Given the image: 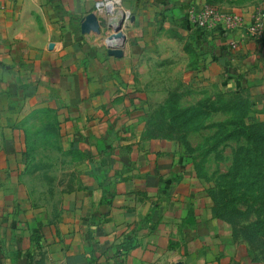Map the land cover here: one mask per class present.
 I'll list each match as a JSON object with an SVG mask.
<instances>
[{
  "label": "crops",
  "instance_id": "crops-1",
  "mask_svg": "<svg viewBox=\"0 0 264 264\" xmlns=\"http://www.w3.org/2000/svg\"><path fill=\"white\" fill-rule=\"evenodd\" d=\"M99 1L0 0V264H264L157 127L171 93L264 109V36L188 19L213 3L250 22L264 0H122V57L81 31Z\"/></svg>",
  "mask_w": 264,
  "mask_h": 264
},
{
  "label": "rangeland",
  "instance_id": "rangeland-1",
  "mask_svg": "<svg viewBox=\"0 0 264 264\" xmlns=\"http://www.w3.org/2000/svg\"><path fill=\"white\" fill-rule=\"evenodd\" d=\"M176 102L178 108L190 109L192 119L176 133L196 153L199 170L214 183L211 189L220 190L233 224L241 225L244 237L254 233L251 241L264 254V143L250 138L264 129V109H255L248 97L236 93L217 92L187 106L179 95Z\"/></svg>",
  "mask_w": 264,
  "mask_h": 264
},
{
  "label": "built area",
  "instance_id": "built-area-1",
  "mask_svg": "<svg viewBox=\"0 0 264 264\" xmlns=\"http://www.w3.org/2000/svg\"><path fill=\"white\" fill-rule=\"evenodd\" d=\"M97 11L109 19L124 16L125 23L131 17V13L123 8L122 0H100L97 3ZM188 19L201 29L223 35H230L242 29L244 39L264 36L263 9L258 10L250 22H246L242 16L234 12L225 11L216 5L206 4L199 10L191 7L188 11ZM231 45L235 48L237 41H232Z\"/></svg>",
  "mask_w": 264,
  "mask_h": 264
},
{
  "label": "trees",
  "instance_id": "trees-1",
  "mask_svg": "<svg viewBox=\"0 0 264 264\" xmlns=\"http://www.w3.org/2000/svg\"><path fill=\"white\" fill-rule=\"evenodd\" d=\"M210 5H214L213 3H208ZM179 98V94L177 93H171L169 95V99L167 101L166 104V108L163 107L159 112V116L158 119L159 121L157 122V127L160 128L161 133H163L165 136L169 137V138H175L178 139L183 146H186V142L184 139L183 135H179L176 133L177 131H181L182 127L184 126V124H182L185 121H189L192 120L191 119V114H190V109H180L176 106L177 104V99ZM241 98V97H240ZM242 99V98H241ZM245 103L248 102V100L246 99L243 100ZM165 112V117H167V119H163V116H161V113ZM203 113V112H199L198 114ZM181 118V119H180ZM250 138L252 140H255L256 142L260 141L262 143H264V129L257 132V133H252L250 135ZM211 195L215 201V211L217 213V215L225 218L226 220L230 221L231 223H235V219L234 217H232L231 213L227 212V205L226 202L224 200V197L221 195L220 190L219 191H215L213 189L210 190ZM252 230V229H251ZM245 234V233H244ZM254 233H246L245 234V238H247L248 240H252V238L254 236H252ZM128 250V248H122L118 251V256H124L126 254V251Z\"/></svg>",
  "mask_w": 264,
  "mask_h": 264
},
{
  "label": "water",
  "instance_id": "water-1",
  "mask_svg": "<svg viewBox=\"0 0 264 264\" xmlns=\"http://www.w3.org/2000/svg\"><path fill=\"white\" fill-rule=\"evenodd\" d=\"M124 16L107 18L102 15H98L96 12L88 13L81 24L82 33H95L102 34L103 30L106 34V46L108 47V53L115 57H122L124 54L122 46L117 44V40L124 38ZM110 31L111 33L107 32Z\"/></svg>",
  "mask_w": 264,
  "mask_h": 264
}]
</instances>
